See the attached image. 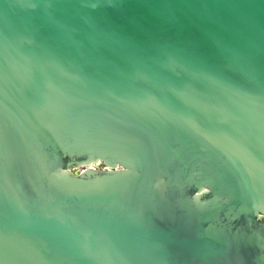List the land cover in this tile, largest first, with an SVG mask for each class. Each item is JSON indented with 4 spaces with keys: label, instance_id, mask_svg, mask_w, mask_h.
Returning a JSON list of instances; mask_svg holds the SVG:
<instances>
[{
    "label": "water",
    "instance_id": "water-1",
    "mask_svg": "<svg viewBox=\"0 0 264 264\" xmlns=\"http://www.w3.org/2000/svg\"><path fill=\"white\" fill-rule=\"evenodd\" d=\"M0 264H264V0H0Z\"/></svg>",
    "mask_w": 264,
    "mask_h": 264
}]
</instances>
